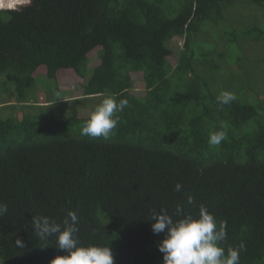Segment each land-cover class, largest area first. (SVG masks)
Masks as SVG:
<instances>
[{
    "label": "trees",
    "instance_id": "1",
    "mask_svg": "<svg viewBox=\"0 0 264 264\" xmlns=\"http://www.w3.org/2000/svg\"><path fill=\"white\" fill-rule=\"evenodd\" d=\"M230 2L30 0L0 8V93L12 89L0 94V202L8 206L0 264H51L65 254L55 235L39 239L31 221L62 223L69 210L79 218L80 245L109 246L115 264H163L165 234L153 233L149 218L173 214L177 203L193 216L206 206L227 224L225 249L243 242L240 264H264V108L239 94L218 106L213 79L225 53L196 58L193 48L203 24H217ZM248 2L264 8V0ZM176 36L183 48L171 62L167 42ZM228 42L264 44V29L236 28ZM68 69L86 79L81 97L63 103L57 84L44 103L30 92L39 73L55 80ZM134 73L143 96L130 91ZM96 96L128 100L108 139L81 135L90 114L78 116L77 106ZM216 130L227 139L212 148Z\"/></svg>",
    "mask_w": 264,
    "mask_h": 264
},
{
    "label": "clouds",
    "instance_id": "2",
    "mask_svg": "<svg viewBox=\"0 0 264 264\" xmlns=\"http://www.w3.org/2000/svg\"><path fill=\"white\" fill-rule=\"evenodd\" d=\"M12 6V3L5 4L4 0H0V8H13ZM236 99L233 92L224 90L217 96L216 101L218 106L223 107ZM127 106V99L117 102L114 97L104 98L81 126V135L108 139L119 123L117 113L123 112ZM226 139L225 130L210 131L208 145L217 148ZM174 190L183 191V185L176 183ZM185 203L194 205V197L187 195ZM7 211V204L0 202V218ZM149 219L153 221V233L165 234L158 244V249L163 254V264H240V253L246 250L243 242L237 247L225 249L223 242L227 238V224L222 220L218 222L203 204L199 206L197 216L186 211L185 204L177 203L173 214L170 215L166 209L159 212L154 210ZM31 223L39 239L47 241L50 236L55 235L57 248L65 253L53 258L51 264H115L109 246L80 245L77 236L79 218L75 211L69 210L62 223L47 216H33ZM15 244L19 248L24 247L19 238Z\"/></svg>",
    "mask_w": 264,
    "mask_h": 264
},
{
    "label": "rangeland",
    "instance_id": "3",
    "mask_svg": "<svg viewBox=\"0 0 264 264\" xmlns=\"http://www.w3.org/2000/svg\"><path fill=\"white\" fill-rule=\"evenodd\" d=\"M27 1L24 0L21 5L13 8H19ZM218 21L215 25L214 23L210 25L203 24V30L197 35V40L193 45L195 57H200L203 50L225 53L222 61L217 60L221 68L214 75L213 86L215 90L221 93L226 88H230L227 91L233 92L235 95L246 96L253 104H259L264 108V44L260 42H241V45H238L228 42L231 33L236 28L246 29L257 24L258 27L264 29V8L250 3L248 0H233L225 9L223 18ZM167 45L174 54L170 61L174 62L183 48V38L173 37L167 42ZM87 57L88 65L93 66L97 61V57L94 54ZM208 59H212V57L208 56ZM90 72L89 69L87 76ZM131 78L133 82L130 89L131 93L143 96L145 91L141 74L134 73ZM85 80L76 75L72 69L60 70L55 80L44 73H39L35 77V85L30 89V92H36L39 95L38 101L44 103L46 92L53 91L57 84L61 90L62 102L69 103L71 99L81 97L80 87ZM239 86L243 88L239 90ZM9 93H12V89L0 94L5 97ZM3 97L0 96V106L3 105ZM103 99L101 96L85 98L87 101H83L77 106L78 116L86 117L91 114ZM6 100L13 102L14 96L8 95Z\"/></svg>",
    "mask_w": 264,
    "mask_h": 264
},
{
    "label": "bare ground",
    "instance_id": "4",
    "mask_svg": "<svg viewBox=\"0 0 264 264\" xmlns=\"http://www.w3.org/2000/svg\"><path fill=\"white\" fill-rule=\"evenodd\" d=\"M7 1H8V0H4V3L7 4Z\"/></svg>",
    "mask_w": 264,
    "mask_h": 264
},
{
    "label": "crops",
    "instance_id": "5",
    "mask_svg": "<svg viewBox=\"0 0 264 264\" xmlns=\"http://www.w3.org/2000/svg\"><path fill=\"white\" fill-rule=\"evenodd\" d=\"M76 98V97H75Z\"/></svg>",
    "mask_w": 264,
    "mask_h": 264
}]
</instances>
